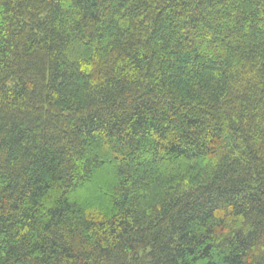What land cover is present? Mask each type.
I'll return each mask as SVG.
<instances>
[{
  "label": "trees",
  "instance_id": "obj_1",
  "mask_svg": "<svg viewBox=\"0 0 264 264\" xmlns=\"http://www.w3.org/2000/svg\"><path fill=\"white\" fill-rule=\"evenodd\" d=\"M0 264H264V0H0Z\"/></svg>",
  "mask_w": 264,
  "mask_h": 264
}]
</instances>
